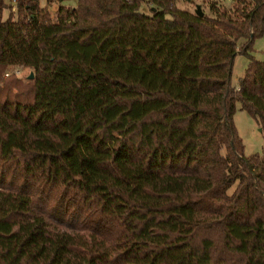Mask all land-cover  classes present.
<instances>
[{
	"label": "trees",
	"instance_id": "1",
	"mask_svg": "<svg viewBox=\"0 0 264 264\" xmlns=\"http://www.w3.org/2000/svg\"><path fill=\"white\" fill-rule=\"evenodd\" d=\"M55 1L0 18V264H264V0Z\"/></svg>",
	"mask_w": 264,
	"mask_h": 264
},
{
	"label": "rangeland",
	"instance_id": "2",
	"mask_svg": "<svg viewBox=\"0 0 264 264\" xmlns=\"http://www.w3.org/2000/svg\"><path fill=\"white\" fill-rule=\"evenodd\" d=\"M3 7L0 10V18L7 19L13 12V6H17V2L14 0H2ZM212 0H193L192 2L186 0H178L179 5L182 7L196 8L199 4L205 12L210 11V2ZM42 6L47 5V0H39ZM64 3L68 5H75L77 0H56L53 4L49 5L50 10L54 13L59 4ZM142 10L146 12L151 11V6L147 3L142 4ZM256 58L264 60V33L255 38L253 42V49L250 51ZM250 61V57L247 54L238 53L234 59L233 69L231 74V84L234 87H238L240 78L244 75L247 65ZM11 73H16L14 69L8 70ZM31 72L29 67H21L20 73H16L21 77H26ZM234 122L245 144V153L250 155L252 153L264 152V132L261 130V126L258 121L244 108L242 103L237 102V110L234 113Z\"/></svg>",
	"mask_w": 264,
	"mask_h": 264
},
{
	"label": "built area",
	"instance_id": "3",
	"mask_svg": "<svg viewBox=\"0 0 264 264\" xmlns=\"http://www.w3.org/2000/svg\"><path fill=\"white\" fill-rule=\"evenodd\" d=\"M18 0H14V2H17ZM219 3H231L233 0H217ZM13 9H16V6L14 5L13 6ZM20 70H21V67H15L14 68V71L16 72V73H20ZM6 75H10V72L9 71H7L6 72Z\"/></svg>",
	"mask_w": 264,
	"mask_h": 264
},
{
	"label": "water",
	"instance_id": "4",
	"mask_svg": "<svg viewBox=\"0 0 264 264\" xmlns=\"http://www.w3.org/2000/svg\"><path fill=\"white\" fill-rule=\"evenodd\" d=\"M196 12L199 14V15H204L205 11L202 9L201 5H197L196 6ZM31 77H33V72H31Z\"/></svg>",
	"mask_w": 264,
	"mask_h": 264
}]
</instances>
